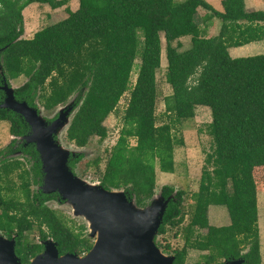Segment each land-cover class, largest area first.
<instances>
[{
	"label": "trees",
	"instance_id": "obj_1",
	"mask_svg": "<svg viewBox=\"0 0 264 264\" xmlns=\"http://www.w3.org/2000/svg\"><path fill=\"white\" fill-rule=\"evenodd\" d=\"M68 1L0 0L1 84L4 77L11 86V81L23 76L25 81L14 88L15 97L47 111L75 95L65 139L76 147L87 146L92 137L105 139L104 121L129 91L123 126L108 150L104 169L100 170L101 158L96 157L83 171L96 168L104 188L123 189L139 206L147 205L156 192V167L174 171V149L184 146V139L173 134L174 122L193 119L199 106L209 108L213 146L198 191L189 198V220L183 224L185 192L161 186L164 197L176 193L158 235L184 225L179 230L184 244L172 251L173 264H185L190 250L206 251L207 264L241 256L245 264H261L258 192L264 189V53L233 57L229 50L264 41V10L246 11L245 0H221V10L206 0H79L76 10L66 8L67 16L61 21L44 26L31 38L22 37L27 6L39 3L57 9ZM201 8L221 21L218 34L204 35L196 21ZM162 37L165 80L171 87L164 98L165 116L170 121L158 124ZM184 37H190L191 43L181 51ZM138 59L137 79L131 85ZM3 98L0 90V103ZM1 121L9 123L12 139L0 150V233L8 238L16 235V253L23 264L41 251V241L48 238L57 243L60 254L88 252L93 242L83 235L86 227L81 225L80 232L71 229L47 204L62 202L59 195L44 194L37 187L43 173L34 144L21 140L16 145L28 133L27 123L4 108H0ZM16 150L28 157L9 158ZM76 155L68 163L73 171L84 157ZM27 162L29 168L24 166ZM14 174L21 197L5 193L16 187ZM212 205L226 207L228 225L210 224ZM35 228L38 241L26 240Z\"/></svg>",
	"mask_w": 264,
	"mask_h": 264
},
{
	"label": "water",
	"instance_id": "obj_2",
	"mask_svg": "<svg viewBox=\"0 0 264 264\" xmlns=\"http://www.w3.org/2000/svg\"><path fill=\"white\" fill-rule=\"evenodd\" d=\"M0 90L4 93L0 108L19 114L29 127V132L19 139L34 144L39 154L43 173L39 189L44 194L57 193L73 216L83 220L88 237L93 240L85 254L60 255L57 243L49 238L44 241L43 252L28 264H173L174 255L163 253L156 237L176 191L168 197L156 191L147 205L139 206L123 189L108 190L99 181L79 176L68 163L71 156L83 153L82 147L63 142L75 97L58 107L48 121L40 108L15 97L14 87L8 85L5 77ZM16 244V235L8 238L0 233V264H23ZM244 263V259L224 261Z\"/></svg>",
	"mask_w": 264,
	"mask_h": 264
},
{
	"label": "rangeland",
	"instance_id": "obj_3",
	"mask_svg": "<svg viewBox=\"0 0 264 264\" xmlns=\"http://www.w3.org/2000/svg\"><path fill=\"white\" fill-rule=\"evenodd\" d=\"M177 2H182L184 0H175ZM209 2L216 10H221V0H206ZM246 11H256L264 10V0H245ZM79 6V0H69L66 6L53 9L47 4L33 3L27 6L23 11L24 16V32L22 37L31 38L34 33L42 29L44 26L57 23L67 16L66 8L69 7L71 10H76ZM196 21L205 31V36H214L219 33L221 21L218 18L211 17V12L205 9H199L196 17ZM183 47L180 49L185 50L190 46V37H184L181 39ZM162 62L161 68L157 72V88H158V100L156 114L158 116V124L169 122L170 120L165 116V103L164 98L171 93V87L165 80L166 71V54H165V40L162 37ZM264 53V41L253 42L241 47L230 48V54L233 57L238 56H249L254 54ZM139 71V59L135 61L134 68L131 73L130 84L133 85L137 79ZM0 73L3 74L2 68L0 67ZM25 81V78L19 77L17 80L11 81L12 87L16 88L20 86ZM72 96L69 100L74 98ZM129 97V91H127L117 107V111L111 113L106 120L104 125L107 127L108 133L105 139L100 140L98 137H92L89 144L82 147L83 159L77 164L74 170L79 176L89 179L91 181H99V174L96 173V168L90 167V169L84 172V168L88 163L93 162L96 157L101 158L100 170L105 167V161L108 154V150L116 143L119 135V131L122 128V116L126 108V104ZM67 101V102H68ZM66 102V103H67ZM65 104V103H64ZM60 104L52 110H44L42 107L40 109L43 115L49 120L58 107L64 105ZM75 111V110H74ZM73 111V112H74ZM70 115V117L73 115ZM174 119V117L172 118ZM212 120L211 112L209 108L197 107L196 115L193 119L175 121L173 124V134L180 139H184V146H178L174 149V171L173 172H163L157 166L156 167V191H159L161 186L170 185L175 188V190H183L185 192L183 198V208L185 211L184 225L188 222L191 206L190 197L191 194L198 191L199 183L201 179L202 169L205 166V160L207 154L212 151L213 141L209 134V123ZM12 139L9 133V123L0 122V150L4 149ZM63 142L70 144L66 141L65 137ZM130 143L135 144V140L131 139ZM73 145V144H71ZM74 146V145H73ZM76 147V146H74ZM18 154H14L11 157H18ZM19 158L20 155H19ZM22 160V159H21ZM25 168H29V163L24 164ZM92 168V169H91ZM13 182H15V188L13 191H6V194L22 196L19 190L20 181L14 174L11 176ZM35 185H32L34 189ZM17 189V190H15ZM48 206L57 210L59 215L64 217L67 225L73 229L75 232L81 231V225L84 224L83 220L74 217L70 208L66 206L63 202L50 200L47 202ZM258 210H259V235H260V253H261V264H264V189L258 192ZM208 218L211 225L223 226L230 223V217L225 206L212 205L208 209ZM183 225V226H184ZM182 226V227H183ZM179 230H181V228ZM177 231V228H168L164 235H158L157 240L159 248L166 255H172V251L175 248L182 247L184 240L182 233ZM180 233V234H179ZM201 234H205L206 230H201ZM88 231L85 228L83 230V235H87ZM178 234V235H176ZM38 230L35 228L29 234L26 235V240L28 241H38ZM91 239V238H90ZM92 240V239H91ZM93 242V240H92ZM169 246V250H165V247ZM246 252V247L242 249ZM206 251L190 250L187 256L185 264H203L205 263ZM222 262V260L220 261Z\"/></svg>",
	"mask_w": 264,
	"mask_h": 264
},
{
	"label": "flooded vegetation",
	"instance_id": "obj_4",
	"mask_svg": "<svg viewBox=\"0 0 264 264\" xmlns=\"http://www.w3.org/2000/svg\"><path fill=\"white\" fill-rule=\"evenodd\" d=\"M0 67H1V66H0ZM0 75H1V73H0ZM0 85H1V80H0ZM20 101H22V100H20ZM65 104H66V103H65ZM38 107H39V106H38ZM36 108H37V107H36ZM39 108H40V107H39ZM48 121H50V120H48ZM28 132H29V131H28ZM19 138H20V137H19ZM18 140H19V141L16 142V145L20 144L21 139H18ZM22 141L25 142V140H22ZM25 144H27V143L25 142ZM16 145L14 146L15 149H16V147H17ZM20 146L25 147L26 145H20ZM79 148H80V147H79ZM14 154H18V155H17L18 158H19V155H20V157H21L20 159H22V160H24V159H26V158L28 157V155L24 154V152L21 151V150H16L15 152H13V153H11L10 155H8V157L11 158V156L14 155ZM75 156H77V155H75ZM71 157H74V156H71ZM77 164H78V163H77ZM77 164H76V165H77ZM37 187H39V186H37ZM170 195H171V194H170ZM170 195H169V196H170ZM55 201H57V199H56ZM48 239H49V238H48ZM46 240H47V239H46ZM46 240L41 241L43 247H42L41 251L38 252L37 254L43 252V250H44V248H45V247H44V246H45V245H44V241H46ZM85 253H86V252H83V253H81V254H85ZM243 253H244V252H243ZM243 253H242V254H243ZM37 254H36V255H37ZM81 254H80V255H81ZM36 255H35V256H36ZM60 255H61V254H60ZM242 257H243V256H241V257H239V258H231L230 260L244 259V258H242ZM32 258H33V257H32ZM32 258H31V259H32ZM31 259H30V261H31ZM30 261H29V262H30ZM224 261H227V259L222 260L223 264H224ZM29 262H28V263H29ZM28 263H27V264H28ZM244 264H245V263H244Z\"/></svg>",
	"mask_w": 264,
	"mask_h": 264
},
{
	"label": "crops",
	"instance_id": "obj_5",
	"mask_svg": "<svg viewBox=\"0 0 264 264\" xmlns=\"http://www.w3.org/2000/svg\"><path fill=\"white\" fill-rule=\"evenodd\" d=\"M229 52H230V50H229ZM232 56V55H231Z\"/></svg>",
	"mask_w": 264,
	"mask_h": 264
}]
</instances>
